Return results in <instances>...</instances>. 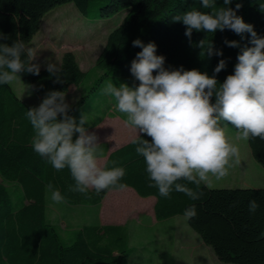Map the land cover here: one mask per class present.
<instances>
[{
	"label": "trees",
	"instance_id": "16d2710c",
	"mask_svg": "<svg viewBox=\"0 0 264 264\" xmlns=\"http://www.w3.org/2000/svg\"><path fill=\"white\" fill-rule=\"evenodd\" d=\"M95 1L98 0H0V34L6 37L0 39V44L11 45L19 39L24 41L29 51L28 44L53 8L74 2L86 14ZM99 1L100 17H111L122 10H127V14L108 34L94 66L82 69L75 53L67 50L58 68L61 82H54L56 78L46 68H40L39 75L21 74L38 94H46L50 90L67 91L73 84L80 87L82 95L71 105L69 112L77 123L81 117L79 109L85 108L87 113L92 108L87 106L88 98L110 100L106 114L85 125L88 130L99 125L106 116L126 119L116 110L115 100L103 94V88L109 80L117 86L126 83L133 87L139 83L131 75L130 65L142 49L133 47V40L140 39L144 44L154 42L157 55L165 57L164 67L167 69L181 66L185 70L197 69L209 76L216 75L218 82L222 83L227 75L233 74L240 52V48L228 47L224 41H239L244 47L250 39L248 33L242 39L227 29L213 34L194 30L190 42L185 36L186 26L182 22L174 23L172 17L192 8L209 11L202 7L201 0ZM237 3L242 4L237 14L264 37V11L260 10L264 0H232L227 7L234 9ZM216 4L225 6L223 0H216ZM206 37L223 52V56L208 58L200 55L201 49L197 45ZM22 59L27 60V54ZM220 59L226 61V68L215 74L214 69ZM92 71L96 72L97 78L94 83L85 85ZM30 108L11 84L0 85V264H128L127 257L132 248L127 224L84 223L64 235L58 224L49 219L46 191L49 183L61 191L68 204H92L98 210L107 192L118 188L100 193L94 189L86 193L70 191L69 187L75 181L69 169L55 170L46 158L33 150L31 139L34 131L25 116ZM141 138L151 140L146 134H141ZM132 140L110 153L99 146L98 155L107 157L103 167L125 169L126 175L121 183L134 188L141 196L156 197L157 219L184 214L187 208L195 205L197 215L188 219V223L220 261L264 264V187L212 188L201 184L198 191L202 195L198 200L176 191L170 194V198L162 197L156 187L149 186L151 181L144 158L137 155ZM248 144L253 158L264 167V140L252 138ZM180 182L197 190L194 184ZM7 184H12V187ZM253 199L259 207L255 213H250L249 202Z\"/></svg>",
	"mask_w": 264,
	"mask_h": 264
},
{
	"label": "clouds",
	"instance_id": "9594fccd",
	"mask_svg": "<svg viewBox=\"0 0 264 264\" xmlns=\"http://www.w3.org/2000/svg\"><path fill=\"white\" fill-rule=\"evenodd\" d=\"M231 3L232 0H223L225 6L218 7L216 0H201L202 7L209 11L192 8L172 17L174 23L186 26L185 36L190 42L194 30L213 34L227 29L242 39L245 33L250 34V46L224 41L228 47L240 48V52L233 74L222 83L216 75L197 69L165 68V57L157 55L156 44H144L140 39L132 41L133 47L142 50L130 65V73L139 83L130 87L105 82L103 94L115 100L116 110L126 116L124 124L137 133L132 140L135 151L144 158L149 186L156 187L162 197L170 198L176 191L198 200L201 184L210 185L213 178L219 181L229 174L233 160L239 158V147L230 142L222 121L237 130L236 140H264V37L237 14L242 4L237 3L233 9L227 7ZM260 10L264 11V4H260ZM3 38L6 37L0 34ZM197 47L201 56H223L207 37ZM25 54L27 60L22 59ZM32 61L23 40L0 44V85L11 84L22 73L39 75L41 66ZM45 68L56 78L54 82H61L55 64L47 63ZM225 68L226 61L220 59L214 73ZM71 107L65 91L50 90L38 106L28 109L25 116L34 131L33 150L55 170L69 169L75 181L69 187L72 192L94 189L100 193L114 187L123 190L126 185L120 181L126 175L125 169L100 165L98 137L85 127V114L79 123L69 115ZM141 134L151 140L141 138ZM180 181L194 184L197 190ZM46 191L52 202L66 203L65 196L52 183L46 185ZM258 207L256 200L249 202L250 213ZM196 215L195 205L184 211L186 219Z\"/></svg>",
	"mask_w": 264,
	"mask_h": 264
},
{
	"label": "rangeland",
	"instance_id": "374dc122",
	"mask_svg": "<svg viewBox=\"0 0 264 264\" xmlns=\"http://www.w3.org/2000/svg\"><path fill=\"white\" fill-rule=\"evenodd\" d=\"M100 4L101 1L99 0L93 2L86 14H83L74 2L57 5L53 8L43 19L40 31L35 35L30 45L33 49V45L42 36H45L39 42L40 46H34V55H36L37 48L48 46L52 50H44L42 55L48 58L49 54L53 52L54 61L52 64H58L62 52L70 50L76 54L83 69L94 66L106 43L108 34L123 21L127 14V10H122L111 17H100L98 13ZM96 78V72L92 71L86 79L85 85L94 83ZM11 86L19 95L24 98L27 97L36 106L45 96V94H38L33 91L32 85L21 75L11 83ZM28 89L29 92H26ZM110 104L111 101H107L105 98L98 100L88 98L87 106L92 108L87 113L85 108H80L79 115L85 114L87 123L96 122L106 114ZM222 125L226 126L224 128L230 142L239 147V158L233 160V166L225 178L219 181L213 178L209 186L212 188L246 187L244 185L264 187V167L253 159L248 141L236 140L237 130L224 121L221 122ZM7 185L12 187V184ZM59 213H61V207L54 202L51 203L49 205V219L57 223L61 229ZM89 215L88 211L80 213L83 224L86 219H90ZM91 215H94V211ZM145 218V220L144 217L142 218L141 224L135 223L134 225L132 223L130 230L132 252L127 257L128 264H210L207 256L206 259L204 257L206 249L200 248L195 251L189 246L190 240L194 236H200L191 228L184 215L157 219V222L154 216H150V214ZM201 254L202 257H200ZM217 262V264H229L220 260Z\"/></svg>",
	"mask_w": 264,
	"mask_h": 264
},
{
	"label": "crops",
	"instance_id": "0c3cea01",
	"mask_svg": "<svg viewBox=\"0 0 264 264\" xmlns=\"http://www.w3.org/2000/svg\"><path fill=\"white\" fill-rule=\"evenodd\" d=\"M44 38L45 36L44 37L42 36L38 40V42H36L35 45H33V49H34V46L35 47L40 46L39 42H41ZM32 41L33 39L28 44V50L32 53V57H33L32 62L39 64L41 66L40 68H45V65L47 63H53L54 61L52 57L53 52L49 54L48 58H45L42 55L44 50H52V49H49L48 46L46 48L40 47V48H37V52H42V53L36 52V55H34L33 49L30 46ZM64 51H67V50H64ZM64 51L62 52L61 55H63ZM61 61H62V57L60 61L58 62V64H55L57 68L60 67ZM88 69H84V70H88ZM21 90H24V89L21 88ZM26 92H29V89L26 90ZM65 93H66L67 101L71 105H73L82 95V90L80 87L73 84L69 87L67 91H65ZM16 94L23 101L29 104L31 107L36 106L35 103L30 101V99H27V97L24 98L22 97V95H19L17 92ZM124 121L125 119H123L120 116H106L99 125H97L94 128L89 129L88 131L90 133L94 132L98 137V143L100 144L99 146H102L103 148L107 149L108 153H110L114 149L128 143L129 141L137 137V133L129 129L128 127H126V125L124 124ZM106 158H107L106 156H99L100 165L102 167L106 161ZM244 186L256 187L257 185L255 186L254 185H244ZM51 203L53 202L50 199V193H48V204L50 205ZM155 204H156L155 196L153 195L141 196L134 188L130 186H126L123 190L112 189L108 191L100 203L99 210L96 205H92V204L71 205V204H68L67 202L59 203L57 205L61 207V213H59V217L61 219V232L64 235H66L72 229H75L79 227L80 225H82L83 221L81 220V217H80V213H82V211H88L90 214L89 215L90 219H86L85 223H92V222L99 221L101 224H127L129 226V230H131L132 223L134 225L135 223L141 224L142 223L141 220H143L142 218L144 217V220H145L146 219L145 217L148 214H150V216H154L155 221L157 222V217L155 214ZM92 211H94V215H91ZM181 215H184V214H181ZM187 222H188V219H187ZM63 223L65 225H62ZM189 246L191 247V249L195 251L200 248L206 249L205 255H204L205 259L207 256V260L210 264L218 263L217 260L219 259L216 257L211 247L208 246L203 241L201 236L200 237L194 236L190 240ZM200 257H202V254Z\"/></svg>",
	"mask_w": 264,
	"mask_h": 264
}]
</instances>
